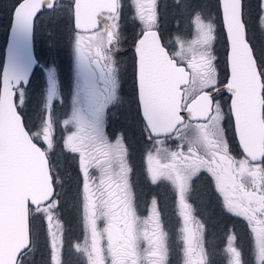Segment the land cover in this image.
Masks as SVG:
<instances>
[{
	"label": "snow or ice",
	"instance_id": "obj_1",
	"mask_svg": "<svg viewBox=\"0 0 264 264\" xmlns=\"http://www.w3.org/2000/svg\"><path fill=\"white\" fill-rule=\"evenodd\" d=\"M130 3L141 26L132 51L137 103L152 145L145 153L147 173L153 183L166 180L176 189L184 264H209L202 226L186 202L190 182L201 172L209 174L225 209L249 224L257 264H264V46L249 35L244 0H220L227 42L223 79L212 50L213 22L195 13L194 37H177L169 50L157 30L156 0ZM122 9L123 0H68L66 7L62 0H16L13 5L12 40L0 75V264H27L33 213L47 224L52 264H64L56 216L59 180L49 158L57 122L53 104L61 99L55 67L45 72L42 122L30 128L24 114L25 88L36 64L34 24L38 14L53 11L66 12L73 23L75 93L71 112L61 121L69 129L64 147L78 156L82 173L85 237L73 247L86 264H168L157 202L152 201L149 216L138 215L127 147L122 136L113 142L106 133V111L120 88L114 53L120 50ZM261 9L264 13V2ZM224 94L227 112L218 99ZM226 116L234 123L239 156L226 135ZM169 139L177 142L175 150L166 146ZM235 240L231 235L225 249L229 264H244Z\"/></svg>",
	"mask_w": 264,
	"mask_h": 264
},
{
	"label": "rangeland",
	"instance_id": "obj_2",
	"mask_svg": "<svg viewBox=\"0 0 264 264\" xmlns=\"http://www.w3.org/2000/svg\"><path fill=\"white\" fill-rule=\"evenodd\" d=\"M67 2L68 0H62V3L65 7L67 6ZM262 2H264V0L260 1L261 4ZM211 5L213 7L214 3L212 2ZM4 6L5 2H0V8L2 9ZM1 9L0 52L3 51L5 41L4 37H6H3L2 25L4 13ZM209 9L210 4L208 0H201L200 5H195L193 0H160L158 1V5L156 3L157 17L160 18L164 16L161 29L163 30L162 32L164 34L165 41L171 50L175 47V41L177 37H180L186 41L191 40L194 37L195 32L192 23L193 16L195 13H199L206 22L211 21L216 25V39L213 42L212 50L217 57V47L220 51L223 49L222 44L218 42V29L219 25H221L218 2L217 11L214 13V16L211 15V10ZM160 10H162L163 13L160 12ZM123 12L125 14L129 12L133 14L134 8L131 6L130 0H123ZM48 14L50 15L44 13L39 14L36 19V24L39 29L42 26L47 34L48 31L46 26L53 25L55 27V34L58 40V50H54L55 47H53L50 42H48V40H44V42L41 43L43 45L40 46L39 49L37 46L41 61L39 62L37 70L33 75L29 86L25 88L26 104L24 108V114H26L28 127L30 128L33 127V125H39L42 122L44 112V89L46 81L45 72L48 68L55 67L60 84L61 99L54 102L53 104V111L57 122L55 125L54 147L50 151L49 155L53 165V170L58 173L59 183L57 185V193L60 202L62 200V196H65L69 190V193L71 194L68 203L70 206V211H67L71 215V218L64 220V217L61 216L64 207L62 210L61 207H59L56 212V216L62 225L63 232L64 245L62 258L64 264H86L85 257L81 253H78L73 247V245L78 242L82 243L85 237V229L81 212L82 173L78 164V156L68 152L63 144V140L66 137L69 129H64L61 126V121L67 118V115L71 112L72 101L75 93L76 73L73 51V24L71 17L66 12L53 11L52 13ZM260 15L261 22L259 21L258 24L261 23L264 25V19H262L264 13H262V9ZM249 17L250 15L248 18ZM250 26L251 33L256 37V39L260 40L258 45L264 46V30L260 32V37L257 32H253L255 30L253 29L254 24L250 23ZM6 32L7 30L5 31V34ZM38 33L40 35V32ZM117 53L118 52L115 53L114 58L117 60V63L120 65L122 70L121 63L119 62L121 52L119 53L118 58ZM59 54H63L65 58L67 57V59L62 60L61 56H58ZM119 75L121 76L120 72ZM31 92H33L34 95L32 99L29 98ZM132 107L133 102L131 101V96L127 98L126 95L120 96L118 94L117 101L106 111V133L108 138L113 142L118 136H122L124 144L127 147V160L131 168L128 180L135 196V204L138 215L141 217L149 216L153 207L152 201L155 200L157 202L160 219L162 221L164 230L167 232V244L169 250L168 264H184L185 245L181 239L182 233L180 231L183 222L180 215L178 197L174 202H172V206H174V213L170 211V196L171 194H174V190L176 191V189L174 185L166 180H161L156 183L151 181L147 173L145 153L147 150L152 148V145L149 144L145 138L142 139L146 142L136 141V139L139 138L137 137L136 132L141 131L144 134V124L142 118L136 120ZM111 124L115 125L114 127L116 132H110L109 126ZM188 135L191 136L190 131ZM126 136L128 137L130 147L126 143ZM176 144V141L169 139L166 146L171 150H175ZM133 152L136 155V158L134 155L133 157L131 156V153ZM140 158L145 163L143 166L146 172L145 176L147 178L141 179L139 177V179L136 180L135 163L139 162ZM203 173L205 175L204 178L206 182L210 185V192L213 193V190L216 192L213 185H211L212 180L210 179L208 173ZM92 175L95 176L96 172L93 171ZM194 180L195 177H193L190 182V187L186 195V202L191 206L194 220L202 226V243L205 251L207 252L209 264H229L230 257L226 253L225 249L227 247L228 238L233 234L236 237L234 242L235 246L241 251L244 264H257L255 258L254 242L249 224L246 221L244 222L241 220V217L228 212L224 206L211 207V205L213 206L215 204H213L211 198L209 201V189L206 186L203 189L202 182L199 185V191L197 194L193 193ZM155 186L158 187L156 188ZM199 197H201L202 203H209L210 207H202ZM33 217L34 218H30L31 226L34 234L37 236H33V253L28 257V264H52L50 237L48 235L47 224L42 215L33 213ZM189 226L193 225L190 224ZM234 226L238 229H235ZM244 227H246L247 232ZM237 231L240 234H238ZM219 235L222 239L220 244L215 243L218 241ZM193 259H195V257H193Z\"/></svg>",
	"mask_w": 264,
	"mask_h": 264
},
{
	"label": "flooded vegetation",
	"instance_id": "obj_3",
	"mask_svg": "<svg viewBox=\"0 0 264 264\" xmlns=\"http://www.w3.org/2000/svg\"><path fill=\"white\" fill-rule=\"evenodd\" d=\"M158 1H160V0H157V2H156L157 5H158ZM160 12H162V10H160ZM121 15H122V18H121V43L119 45L120 50L117 53V58L119 56V53L121 52V56H120L119 62L121 63L122 70L120 68V65H118V63H117V67L119 69V72L121 73V76L119 75L120 88H119L118 94L120 96H122V95L125 96L126 95L127 98H129V96H131V101L133 102L132 109H133L134 112H136V110H137L138 114H140L139 106H138V103H137V95H136L135 77H134V69H133L134 53L132 51V47H133V42L136 39L137 34L140 31V27L141 26L139 25L138 22H136L133 19L134 12H133V14L130 13V12L125 14L123 12V9H122V14ZM163 21H164V16L158 18V20H157V23H158L157 29L159 30V33L161 35L162 40L165 41L164 34L162 32L163 30L161 29V25L163 24ZM165 23H166V21H165ZM166 46L169 47L167 43H166ZM257 46H259V45H257ZM169 50H171V49L169 48ZM114 55H115V53H114ZM217 68H218V70L220 72L221 79H223L225 77V75L227 74L226 58L223 59L222 54L219 53L218 51H217ZM218 99L221 100V103L224 105L225 111L227 112V103H228V100H229L228 94H224V95L218 97ZM140 116H141V114H140ZM224 127H225L226 135L228 137L232 153L234 155L239 156L240 155V148H239V145H238L236 137H235L233 120H232V118L230 116H226ZM137 133H139V132H136V134ZM134 152H133V154H134ZM142 169L145 170L144 167H141V166H138L136 168V172H135V179L136 180H138L139 177L141 179L143 178V177L139 176L140 172H142ZM201 173H203V172H201ZM201 173H199L197 176H195L194 187H193V193H195V194H197V189H198V186L200 185L201 182L203 183L202 184V188L203 189H204L205 186L208 187V189L210 187V185L206 182V180L204 178V176H205L204 173L203 174H201ZM205 174H207V173H205ZM143 179H145V178H143ZM211 185H213V183H211ZM139 194H141V193H139ZM170 197H171V199H170V207H171L170 211L174 213V208H173L174 206H172V202H174L176 200V198L178 197L177 192L174 190V194L173 195L171 194ZM210 198L212 199L213 204L216 205V206L215 205H213V206L211 205V207H223V203H222V200L220 199V196L214 190H213V193L210 192V189H209V195H208L209 201H210ZM64 199H65V196H62V200H64ZM199 201H200V204H202V207L203 206L204 207H207V206L210 207L209 203H206V204L202 203L201 197H199ZM66 205H67L66 203L60 202L61 210H62L63 207H66ZM240 219L245 222L244 218L241 217ZM30 226H31V220H30ZM244 228H245V230L247 232L246 227H244ZM235 229H237V228L235 227ZM31 230H32V226H31ZM34 235H36V234H34V232L32 230V239H33ZM220 235H219L218 241L215 242V243H221L222 239H221ZM223 242H224V240H223ZM27 264H28V260H27Z\"/></svg>",
	"mask_w": 264,
	"mask_h": 264
},
{
	"label": "trees",
	"instance_id": "obj_4",
	"mask_svg": "<svg viewBox=\"0 0 264 264\" xmlns=\"http://www.w3.org/2000/svg\"><path fill=\"white\" fill-rule=\"evenodd\" d=\"M260 1L261 0H244V13H245V19H246V22H247V25H248V28H249V35L251 36L253 42L257 43L256 45L259 44L260 40L256 39V37L251 33L250 23L254 24L253 29H255V30L253 32H257L260 35V37H261V33L260 32L264 30V25L261 24V23L258 24L259 21L261 22V18H260V16H261L260 15L261 14V3H260ZM0 2H5V6L2 9L0 8L1 10H3V13H4V15H3V25H2L3 37H4V36H6L5 31L7 30V27L9 25V22H10V19H11V11H12L13 5L16 3V0H0ZM193 2H194L195 5H200L201 4V0H193ZM208 2L210 4V9L209 10H211V15L214 16V13H216V11H217V2H218V0H208ZM212 2L214 3L213 7L211 5ZM48 13H52V12H44V14L50 15ZM249 15H250V17L248 18ZM46 27H47L48 34L44 31L42 26L39 29L37 24H35L34 42H35L36 54H37L39 60H40V54L38 52V49L40 48V46L43 45L41 43H43L44 40H46V41L48 40V42H50V44L53 47H55L54 50H56V49L58 50V46H57L58 40H57L56 34H55V27L53 25H48ZM37 29H38V31H37ZM38 32H40V35H39ZM218 34H219L218 42H220L222 44L223 49L220 51V50H218V47H217V51L219 53H221L222 56H223V59H225L226 43L224 41L225 38H223V37H225V35H224V31H223L221 25H219ZM253 36H254V38H253ZM4 40H5V37H4ZM217 45H218V43H217ZM37 46H38V49H37ZM58 56H61L62 60L63 59L64 60L67 59V57L65 58L63 54H59ZM3 59H4V52L2 51V52H0V65L3 64ZM33 96H34L33 92H31L29 98L32 99ZM134 117L136 118V120H139L140 118H142L140 116V114H138L137 110H136V112H134ZM109 130H110L111 133L112 132H116V129H115L113 124H111L109 126ZM136 135H137V137H139V138L136 139L137 142H139V141L146 142L145 140L142 139V138H145V137H144V134L141 131L139 133H137ZM125 139H126V143L130 147L128 137L126 136ZM133 155L136 158V155L131 153L132 157H133ZM144 164H145L144 161L140 158L139 162L135 163V166H136V168L138 166L144 167L143 166ZM144 173H146V172H145V170L142 169V172H140L139 176H141L143 178H147ZM143 174H144V176H143ZM155 187L157 188L158 186H155ZM198 191H199V186H198L197 192ZM69 192H70V190L65 195V199L61 201V202L67 204V208L64 207V209H63V211L61 213V216L64 217V220L71 218V215L68 213L70 211V206L68 205L69 200H70L69 197L71 196V194ZM77 193H78V190H77ZM237 233L240 234L238 231H237Z\"/></svg>",
	"mask_w": 264,
	"mask_h": 264
},
{
	"label": "water",
	"instance_id": "obj_5",
	"mask_svg": "<svg viewBox=\"0 0 264 264\" xmlns=\"http://www.w3.org/2000/svg\"><path fill=\"white\" fill-rule=\"evenodd\" d=\"M219 7H220V0H219ZM221 15V14H220ZM221 23H222V18H221ZM12 24H13V14L11 12V22H10V26L8 28V33H7V37H6V43H5V46H4V53H5V58H4V61H3V64L1 66V69H0V75H2V72H3V68L5 67V65L7 64V56H8V48H9V45L11 44V40H12V31H11V28H12ZM35 25V24H34ZM222 28H223V25H222ZM158 30V29H157ZM159 31V30H158ZM224 31V30H223ZM33 34H34V29H33ZM32 53H33V56L35 57V60H36V64L38 63V59L36 57V54H35V49H34V42H33V35H32ZM227 54V52H226ZM35 64V66H36ZM35 66L33 67L32 69V73L34 71V68ZM31 73V75H32ZM31 77V76H30ZM30 80V78H29ZM234 124V123H233ZM41 146V145H40ZM42 147V146H41ZM43 148V147H42Z\"/></svg>",
	"mask_w": 264,
	"mask_h": 264
},
{
	"label": "bare ground",
	"instance_id": "obj_6",
	"mask_svg": "<svg viewBox=\"0 0 264 264\" xmlns=\"http://www.w3.org/2000/svg\"><path fill=\"white\" fill-rule=\"evenodd\" d=\"M37 55V54H36ZM37 57V59L39 60V58H38V56H36ZM4 58H5V54H4ZM39 62H40V60H39Z\"/></svg>",
	"mask_w": 264,
	"mask_h": 264
}]
</instances>
